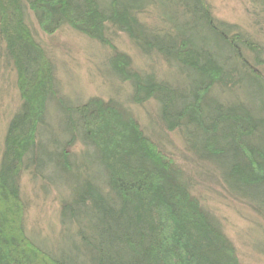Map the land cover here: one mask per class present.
Instances as JSON below:
<instances>
[{"label": "trees", "instance_id": "1", "mask_svg": "<svg viewBox=\"0 0 264 264\" xmlns=\"http://www.w3.org/2000/svg\"><path fill=\"white\" fill-rule=\"evenodd\" d=\"M30 13L45 34L69 26L107 47L128 101L153 100L197 170L166 154L119 97L70 104ZM119 33L171 76L137 68ZM0 41L21 99L0 158V264H243L200 177L213 170L264 219V43L215 18L207 0H0ZM25 172L56 189L67 245L27 234Z\"/></svg>", "mask_w": 264, "mask_h": 264}, {"label": "rangeland", "instance_id": "2", "mask_svg": "<svg viewBox=\"0 0 264 264\" xmlns=\"http://www.w3.org/2000/svg\"><path fill=\"white\" fill-rule=\"evenodd\" d=\"M160 3L164 0H159ZM215 18L232 24L237 30L247 32L264 43V11L260 0H207ZM163 17L167 10L158 3L156 9ZM151 13L145 18L153 24ZM29 23L36 39L54 60L62 95L72 105L87 102L92 97H119L128 102L132 90L128 82L121 81L109 62V50L99 42L69 26H63L54 34H45L35 17L30 13ZM118 48L133 58L137 68L153 67L159 73L171 76L169 67L157 55L144 56L129 37L119 33L115 38ZM0 41V158L4 134L8 122L18 111L21 99L16 84V73L8 63ZM264 73V67L261 68ZM244 91V90H243ZM240 94L241 92H236ZM227 94L223 95L226 97ZM134 115L160 148L175 156L180 163L197 170L193 158L179 132L167 131L158 121V105L151 100L143 105L130 103ZM53 110V109H52ZM50 111L51 119L57 122V115ZM78 145L75 150H79ZM190 162V163H189ZM203 181V195L208 207L221 219L226 234L234 243L243 264H264V219L245 201L232 197L224 189L213 170L206 169ZM213 173V174H212ZM22 193L27 202L25 229L27 234L44 248L67 245L63 242L60 225V202L56 189L42 179H33L25 172L21 179Z\"/></svg>", "mask_w": 264, "mask_h": 264}]
</instances>
